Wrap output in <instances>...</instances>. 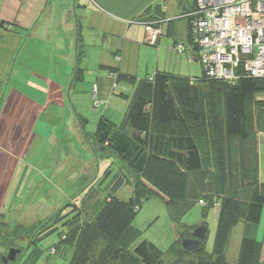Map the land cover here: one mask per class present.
<instances>
[{
    "label": "trees",
    "instance_id": "16d2710c",
    "mask_svg": "<svg viewBox=\"0 0 264 264\" xmlns=\"http://www.w3.org/2000/svg\"><path fill=\"white\" fill-rule=\"evenodd\" d=\"M194 51L198 54V48ZM77 69L76 78L82 81L83 75ZM195 80L167 71L139 79L122 121L117 124L103 116L96 131L89 135L97 159L103 149L111 150L114 154L111 155L122 162L94 219L76 227L82 213L75 202L86 196L95 182L77 191L67 206L57 207L52 216L34 224L37 226L11 227L0 219V226L11 229L8 233L0 231V264H6L3 250L16 246L15 239L27 236L31 243L41 241L60 226H66L67 230L61 231V241L52 249L65 255L74 247L70 264H169L165 261L167 254L177 256L176 264H230L226 248L233 228L241 219L249 224L259 223L264 209L256 128L249 109L256 95L264 94V78L243 73L236 82H229L208 77L203 70L202 76ZM202 83L207 85L204 92L199 86ZM259 101L264 106V97ZM81 121L86 120L81 117ZM205 127L213 148V164L208 168L198 144V134ZM235 164L239 167V186L234 185ZM201 170L214 175L218 195L204 184L203 192H194V196L200 198L197 201H207L203 208L220 202L212 253L206 249L209 233L206 223L202 224L207 227L206 235L198 248L186 251L182 246V239L192 237L199 226L180 221L197 202L190 200L193 191L190 173ZM110 172L111 167L105 177ZM206 182L209 185L210 181ZM125 184L133 186V195L121 199L117 193ZM246 187L251 189L248 200L240 191ZM152 198L162 199L172 211L180 226L178 237L167 251L145 238H137L130 251V243L124 242L123 237L145 201ZM67 207L72 209L66 212ZM262 249V241L245 232L237 264H264ZM21 257L22 254L7 264H20Z\"/></svg>",
    "mask_w": 264,
    "mask_h": 264
},
{
    "label": "crops",
    "instance_id": "0c3cea01",
    "mask_svg": "<svg viewBox=\"0 0 264 264\" xmlns=\"http://www.w3.org/2000/svg\"><path fill=\"white\" fill-rule=\"evenodd\" d=\"M69 2L71 0H0V209L7 207V213L0 214V219L7 218L9 221L13 219L16 224L21 221L17 219L19 215L25 218L24 221L37 219L38 215L36 213L39 205L34 203V200L33 205L31 204L33 207L26 209L24 205L21 210L19 209L24 202L23 197L19 196L23 194L24 179L27 178V183L32 184L28 188L29 193L36 187L35 195L40 194L46 185L56 187L53 191L49 188L45 192L47 197L59 192L57 188L65 189L64 186L63 188L60 186V182L66 173L61 175L58 182L55 179L58 177L60 162L64 161L67 155L61 147L62 141L55 140L49 128L53 125L55 114L65 110L67 97L70 96L72 89L77 87L76 82L84 80L85 73L79 65L91 67L88 61L90 52L84 51L82 47L80 49L78 39L74 43L73 30L75 28L78 30V25L74 21L73 8ZM81 3L84 28L94 29L95 35L104 31L106 34L114 35V38L121 37V41H114L108 49H121L125 52L138 47L140 51L145 49L147 54L149 53V71L152 70L153 74L144 78L158 71L187 76L191 80L200 77L192 74L195 73L196 67H202L198 54L194 52L179 54L174 49L177 43L189 41V13L195 7V0H82ZM147 23L163 28L162 35L154 45L145 41ZM102 46L105 48L107 44L103 43ZM115 55L122 59L120 54ZM96 67L97 72H100V65L96 64ZM77 68L83 75L82 81L76 78ZM112 71L114 70H108L105 76L112 80L113 88L115 81L119 83L120 76L115 79L110 75ZM98 91L99 87L97 93ZM256 149L260 157L259 171L262 174L264 136L260 138L258 136L256 139ZM93 156L90 167L80 170L82 177L73 184L76 187L74 194L88 187L90 184L88 181H93V175L98 168V159ZM200 175L202 170L190 173L191 190L193 188L190 200L200 199L194 196V192L199 194L203 192L199 184ZM30 179L34 181L38 179L39 182H36L41 185L34 181L30 182ZM106 179L107 177L97 178L92 187L102 186ZM51 180L54 183H51ZM259 181L263 182L262 177H259ZM111 184L112 181L107 184L106 192ZM246 188L240 191L248 200L251 189ZM74 194H67L68 196L64 197L61 193L56 195L49 213L65 200H72ZM96 199L98 200L92 205H87V208L81 210L82 216L76 227L94 219L104 197ZM158 201L154 198L145 201L131 228L125 233L123 241L130 243V251L133 250L137 238L142 236L162 251H167L178 237L179 224L175 223L172 211L167 206L165 211L163 210L165 219L160 223ZM32 210L35 213L32 214ZM185 215L180 223L187 224L183 222ZM145 223H149L148 228L145 226L141 228ZM204 223L203 221L194 225ZM253 226L254 224L245 221L248 230L253 231ZM151 229L149 236L146 233ZM259 230H263L264 233L260 225L256 228V231ZM255 237L263 243L264 261V234L262 239ZM168 256L172 255L167 254Z\"/></svg>",
    "mask_w": 264,
    "mask_h": 264
},
{
    "label": "rangeland",
    "instance_id": "374dc122",
    "mask_svg": "<svg viewBox=\"0 0 264 264\" xmlns=\"http://www.w3.org/2000/svg\"><path fill=\"white\" fill-rule=\"evenodd\" d=\"M81 2L82 0H71V2H69V4H71V7L73 8L72 10L74 21L78 25V30L77 28L73 30V32L75 31V34H73L72 37L74 43H76L77 39L79 40L80 49L82 47L84 51L90 52V54L88 55V61L91 67L79 65L84 70V80L82 82H76L77 87H74L71 91L70 96L67 97V105L65 104V110L63 109V111L59 114H55L52 121L53 125L49 128V131L52 134L53 138L55 140L62 141L61 147L67 155L65 159L63 158L64 161L60 162V167L57 171L58 177L57 179H55V181L58 182L61 175H64L66 173L63 177V180L61 182L59 181L61 183V185H59L61 187L64 186L65 189L62 190L61 188H57L59 192H55L53 193L54 195L47 197L45 192L49 188L50 191H53L56 187H53L52 185H46L40 194L38 193L35 195L34 191L36 187L31 189V193H29L28 188L29 186H32V184L27 183V178L24 179L25 185L22 189L23 194L19 195L23 197L24 202L22 203L23 205L19 206V209L21 210L24 205L26 206V209L31 207L33 205V200L34 203L36 202L39 206H37L38 209L36 208V214H38L37 219H28V221H24L25 218H23L22 215H19L17 217V219L21 220L18 224L23 225V228H25V226L28 227L33 226L34 224H39L40 222L45 221L48 217L52 216L55 210L51 211V213H49V210L50 205H54L55 203L56 195H59V193H61L64 197L68 196L67 194H74L76 187H74L73 184L76 181L78 182L82 177L80 170H83L84 167H90L92 163L91 161L94 157V152L90 144L91 142L89 139V135L96 131L99 118L104 116L112 122H115L117 124L120 123L127 112L128 104L134 92L136 82L139 79L144 78L145 76H149V74H153L152 70L149 71V53L147 54L145 49L140 51L138 47H134L132 49H129V51L126 50L125 52H123L121 49H108V46H110L114 41H121V37L119 36L118 38H114V35H112L111 33L106 34L104 33V31L98 32V34L95 35L94 29H89L87 27L84 28L83 19L81 17V14L83 13ZM103 43H106L107 47L104 48L102 46ZM193 52L195 53L194 50ZM115 53L120 54L122 59L118 58ZM127 53L128 56H126ZM96 64L100 65V72H97L98 68L96 67ZM108 70H114L120 75L119 87L115 91H113L112 88V80H108L105 76L108 74ZM202 71V67L198 66L196 67L195 73L192 74L202 76ZM94 83L96 84L94 85ZM94 86L96 87V90L93 89ZM199 86L202 92L207 89V85L205 83H202ZM97 87H99L98 93ZM263 96L264 94L261 93L256 95L254 102L249 105V109L252 111V114L254 116L256 139L258 138V136L259 138L264 136V126H262L264 125V106L261 105L259 101ZM81 117L86 121L81 123ZM198 140L201 141H198L199 148L203 154L205 166L208 168L210 163L213 164V148L209 130L207 127L201 129L200 133L198 134ZM111 154L114 155L111 150L104 151L102 149L100 151L99 159L97 160L98 168L93 175L94 179L91 182L88 181V183L96 182L97 178L105 177V174L110 167L111 172L106 176L107 179L104 181L102 186L96 185L92 187L94 184L91 185L87 193L88 198L87 195H84L77 202H75L80 212H82V209L87 208V205H92L96 200H98L96 199L97 197L101 199L105 196V189L107 184H109L116 173L120 171L122 167L121 160L118 157L116 158L115 156H112ZM259 160L260 157L258 156V163ZM234 170V178L236 181L234 185L239 186V167L237 166V164L234 165ZM251 171L253 172V169ZM260 171L259 177H262V181L264 182V170L262 174L260 173ZM203 173L199 176L200 178L198 177L200 180V183H198L201 185L205 184L210 189V191L212 190V192H214V195H218V190L215 188L216 182L214 180L216 178L214 177V175H210L208 172ZM32 181H34V179H30V182ZM36 181L39 182L38 179ZM36 181L34 182L37 183ZM206 181H210L209 185ZM50 182L54 183L53 180H51ZM37 185H41V183H37ZM70 185H72V187L69 188ZM79 185L80 184L78 183V186ZM245 191L246 190H244L243 193H245ZM132 194L133 186L131 184H125L118 191V196L121 199H128ZM154 199L159 200L158 209H160L161 223L165 219L163 210L165 211V207L167 205L160 198ZM69 202L70 200L67 199L60 206L65 207ZM41 206L43 207L41 208ZM203 207L205 206H200L197 201L195 205L191 207L190 211L186 213L183 222L194 225L204 221L207 224L209 233L206 241V249L208 252L212 253L214 248L220 206L217 205L216 207L214 206L205 209H203ZM71 209L72 207H67L66 212L70 211ZM4 212L7 213V207L4 209H0V214ZM31 213H35L34 210H32ZM84 214H86V210ZM41 216L43 217L40 219ZM3 220V222L11 225V227L17 225V222L13 221V219H10L11 221H9L7 218ZM258 225L262 226V228L264 229V211L261 216V221L257 224H254L253 231H250L245 227L244 219H241L237 226L233 228L226 248V257L230 264H237L241 249V243L245 232H249L261 239L263 238V230L256 231ZM144 226L148 228L149 223H145L141 226V228H144ZM9 230H11L10 227L5 228L3 225L0 226V231H6V233H8ZM66 230V226H60L57 232L50 234L44 240H38L34 243H31L30 238L27 236L15 239L14 244L17 247L23 249L20 264H70L75 250L74 247L69 248L65 255H61V253L59 252L57 254L51 253L52 247L56 246L61 241V231ZM151 232L152 229L146 234L151 236ZM140 238L144 237L142 236ZM7 252L8 249L3 250V254L6 255ZM191 257L192 256L186 257V260H189ZM176 258L177 256L167 257L166 255L165 261L169 264H176Z\"/></svg>",
    "mask_w": 264,
    "mask_h": 264
},
{
    "label": "built area",
    "instance_id": "2783aa9c",
    "mask_svg": "<svg viewBox=\"0 0 264 264\" xmlns=\"http://www.w3.org/2000/svg\"><path fill=\"white\" fill-rule=\"evenodd\" d=\"M189 16L191 39L174 46L179 54L198 48L199 62L208 77L236 82L245 73L264 78V0H195ZM162 33L160 25H145L149 44H156ZM110 75L119 76L116 71ZM118 87L115 81L113 90ZM198 204L207 205L202 199Z\"/></svg>",
    "mask_w": 264,
    "mask_h": 264
},
{
    "label": "water",
    "instance_id": "95a60500",
    "mask_svg": "<svg viewBox=\"0 0 264 264\" xmlns=\"http://www.w3.org/2000/svg\"><path fill=\"white\" fill-rule=\"evenodd\" d=\"M207 227L206 225H199L192 232V237L182 239V246L186 251H192L198 248L202 239L205 238ZM20 254H23V249L20 247L12 246L9 248L6 255L2 258L7 264L10 261H16Z\"/></svg>",
    "mask_w": 264,
    "mask_h": 264
}]
</instances>
